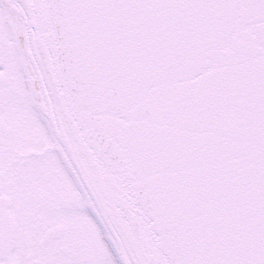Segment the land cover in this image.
Here are the masks:
<instances>
[{"label":"snow or ice","instance_id":"obj_1","mask_svg":"<svg viewBox=\"0 0 264 264\" xmlns=\"http://www.w3.org/2000/svg\"><path fill=\"white\" fill-rule=\"evenodd\" d=\"M0 264H264V0H0Z\"/></svg>","mask_w":264,"mask_h":264}]
</instances>
